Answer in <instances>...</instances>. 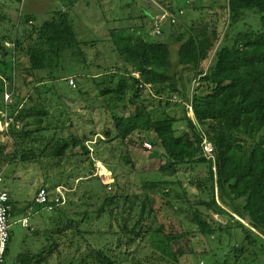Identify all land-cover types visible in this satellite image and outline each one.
Masks as SVG:
<instances>
[{"label": "trees", "instance_id": "obj_1", "mask_svg": "<svg viewBox=\"0 0 264 264\" xmlns=\"http://www.w3.org/2000/svg\"><path fill=\"white\" fill-rule=\"evenodd\" d=\"M13 1L20 3V0ZM73 5L74 2L68 6L70 8ZM60 10L59 8L47 12L45 20L39 24L34 15L20 14L23 18L21 26L20 21L13 26L0 16V42L6 41L12 45L14 57L12 64L5 60L1 64L5 69L15 72L21 66L18 55H24L28 61V67L24 68V72H28V76L34 78L36 83L32 90L37 89L38 85L48 83L50 86L46 85L47 89L49 91L54 89L59 99L63 98V95L59 93L61 88L57 83L62 79L54 77L55 68L52 67L61 63L67 52L75 55V51L80 47L71 19ZM169 10L172 11L171 8ZM175 15L178 18L179 12ZM249 17L257 19L256 28L247 22ZM169 22L168 32L173 36L176 26ZM22 27H24L22 32L17 33V29ZM10 30L13 32L12 35L6 34ZM123 34L121 30H114L112 42L123 65V70L117 72L128 76V79L118 80L114 88L105 83L100 92L107 109H110L116 137L125 150L138 148L146 151L144 143L151 142L153 151L149 152L147 159L160 163L157 168L160 176L154 181H145L144 185L151 187V193L135 197L126 208L124 205L120 207L121 196L105 197L101 207L96 211L95 219L99 220L106 215L109 218L120 216L122 221L117 224V237L122 235L126 238L127 244H131L135 237H138L140 242L149 238L147 246L151 249L152 255L147 261L154 260V264L175 261L176 255L167 236L155 229L153 223L145 226L143 223L158 193H163L164 197L173 194L175 198H181L179 201L186 202L188 210L192 211L190 222L196 227V233L202 237L213 236L217 230L212 225L211 218L208 215H201L189 202L187 189L181 187L182 182L179 179L168 180L167 176H164L175 171L176 166L205 165L209 184L195 183L200 193L206 192L209 195V201L203 204L213 208L218 214L236 216L241 222L247 220L249 216L248 224L260 238L264 239V0H225L219 6V14L215 20L200 25L193 19L189 20L187 27L184 26L173 41H169L168 38L147 40L145 37L144 40L133 44L126 41ZM164 34L163 31L161 35ZM0 50H4V47L1 46ZM3 54L7 53L3 51ZM52 59L55 60L54 64ZM5 69H0V74L8 77ZM184 72L187 76L183 75ZM1 77L0 112L13 107L11 103L3 101L6 92L12 101L16 99L23 101L25 98V94L20 93L21 90L17 93L15 89L7 91L6 81ZM188 77L192 78L194 90L197 91L192 96L190 111L187 107L185 116L180 119L167 114L161 120H154L143 105L142 93L153 92L157 98L166 97L169 100L182 89L181 92L186 97L190 87ZM64 81L65 88L71 89L67 81ZM144 85H149L150 88L147 89ZM26 94L28 102L32 103V95L27 92ZM189 101H186L187 105ZM30 110L22 116L15 113L17 107L14 106L13 112L7 113L13 123L6 134L15 142L17 153H20L23 162L36 159L34 148L26 150L23 146L27 140L32 143L43 140L40 136L32 135L34 132L44 130L45 127L41 126L42 118L48 114L42 106H33ZM30 116L34 120L25 122L21 129H16L24 118ZM180 123L183 124V129L176 127ZM149 133L153 134V139L148 137ZM111 135V131H104L106 138ZM204 140L213 147L211 157L205 155ZM72 146H80L85 153L89 152L88 147L73 134L65 138L58 137L45 151L50 158H63ZM174 187L178 190H174ZM40 188L52 193L47 186ZM37 192L31 203L45 211L50 205L52 211H56L57 214L49 228L46 226L47 229L36 230H49V235L55 233L60 238H66L69 246H72L69 239L75 235L79 237L82 235L77 223L69 214L61 213L58 209L63 204L49 203L46 206L36 203ZM8 194L10 196L9 191ZM126 200L127 198L123 197V201ZM242 200L245 203L243 206L239 203ZM12 202L10 197L12 208L10 218L13 213ZM162 202L164 206H169L170 201L162 199ZM31 203L21 210L23 215L26 210L31 214L37 212ZM126 210L127 216L124 215ZM116 218H113L114 221ZM47 221L48 219H44V222ZM239 221L236 223L237 228L247 236L246 227ZM49 235L47 242L52 241ZM188 235L193 237L195 232H188ZM12 238L13 235L9 231V241L2 264H46V258L49 259L57 251L54 245L48 256L42 254V251L36 254L24 250L15 256L14 261L8 263ZM262 245L264 247V244ZM260 253L264 254V249ZM82 256L80 264H116L114 258L102 250L87 248ZM164 258L169 262L164 263ZM130 264L142 263L132 255Z\"/></svg>", "mask_w": 264, "mask_h": 264}, {"label": "rangeland", "instance_id": "obj_2", "mask_svg": "<svg viewBox=\"0 0 264 264\" xmlns=\"http://www.w3.org/2000/svg\"><path fill=\"white\" fill-rule=\"evenodd\" d=\"M70 2V0H25L19 3L13 0H0V16L13 26L19 24V21L21 26L23 18L20 14L35 10L37 13L33 15L39 24L45 20L47 12L60 8V11L68 14L71 19L76 38L80 42L75 55L67 52L64 60L52 67L55 68L54 77L62 79L57 83L61 88L59 93L63 95L60 99L54 89L53 91L47 89V86H50L48 83L47 86L38 85L37 89L32 90L36 83L34 78L28 76V72H24V68L28 67L24 55L17 52L21 68L19 67L15 72L5 69L1 62L5 60L12 64L13 48L6 41L0 42V47H4V50H0V69H5L8 76L0 74L2 76L0 77L6 81L7 91L15 89L16 93L21 90L20 93L25 94L23 101L11 100L10 105L17 107L18 112L15 113L24 116L33 106H42L48 112L47 116L42 118L41 126L45 127L44 130L39 133L34 132L32 135L40 136L43 140L39 143L27 140L23 146L26 150L34 148L36 159L33 161H21L15 142L6 133L0 134L2 145L0 170H3L4 175L3 186L13 199V213L10 218V232L13 238L8 263L14 261L18 253L29 249L35 252L42 251V254L48 256L54 245L57 251L49 259L46 258V264H80L87 248L107 252L114 258L116 264H130L132 255H135L142 264H154V260L147 261L152 255L151 249L147 246L149 238L140 242V239L135 237L131 244H127L126 238L122 235L117 237L120 216H114L117 217L115 221L114 217L109 218L107 215L99 220L95 219L96 211L101 207L105 197L121 196L120 207L124 205L126 208L135 197L151 193V187L144 185L145 181H154L160 176V172L157 171L160 163L147 159L149 152L153 151L152 148L143 146L146 151L138 148L125 150L116 137L110 109H107L100 92L105 83L114 88L118 80L128 79V76L125 77L117 72L123 70V65L116 54L112 32L121 30L124 33L123 38L133 44L144 40L145 37L147 40L168 38L169 41H173L184 26L187 27L189 20L193 19L199 25L215 20L219 14V6L225 0H76V3L69 8ZM170 8L172 11L169 10ZM174 12H179V15L175 23L171 24L166 15L175 14ZM163 17L165 18L162 19ZM159 21H161V34L164 31V36L155 34V26ZM168 22L176 26L174 31L176 36L169 35ZM247 22L253 28L258 26V21L254 17H249ZM23 29L24 27L17 29V33H21ZM12 33V30L6 32L8 35ZM3 51L7 54L4 55ZM132 75L136 76V74ZM183 75L187 76V73L184 72ZM69 79L75 83L74 90H71L72 87L65 88L64 80L68 83ZM187 82L190 83V87L186 97L183 96L182 89L179 93L173 94L174 96L172 95L169 100L166 97L157 98L153 92L142 93L143 105L154 120H161L167 114L180 119L185 116L187 107L190 111L192 96L197 91L194 90L195 84L192 83L191 77L187 78ZM26 92L32 95V103L28 102ZM186 101H189L188 105ZM13 107L7 109L8 113L13 112ZM32 120L34 118L31 116L24 118L16 129H21L23 123ZM176 127L183 129V124H177ZM106 130L112 132L111 137L104 136ZM71 134L77 136L81 143L88 147L89 152L85 153L80 146H72L63 158L48 157L45 151L47 147L58 137L65 138ZM148 137L153 139V134L149 133ZM147 143L151 145V142ZM175 168V171L164 176H167L168 180L179 179L182 182L181 187L187 189L189 202L201 215H208L211 218V223L217 232L209 237L200 236L195 231L196 227L190 222L192 211L188 210L186 202L179 201L181 198L177 199L173 194L164 197L163 193H158L143 224L145 226L153 223L155 229L167 236L170 247L176 255L175 261L170 263L264 264V254L260 253L264 249L262 245L264 239L260 238L248 224L249 216L247 220L241 222L236 216L218 214L213 208L203 204L209 201V195L206 192L200 193L195 183L209 184L206 166L183 165ZM42 186L49 187L52 194L56 193L57 189L63 194V205L58 209L61 213L69 214L82 233L81 237L75 235L74 238L69 239L72 246H69L66 238H60L55 233L49 235V230L35 232V236H32L35 239L32 246H22L21 239L28 232V228L21 226L20 220L24 216L21 210L32 202L35 193ZM174 190L178 188L174 187ZM123 197L127 200L123 201ZM162 199L170 201L169 206H164ZM239 203H242V206L245 204L244 200ZM31 206H34L33 203ZM34 208L37 212L29 217L30 224H33L36 215L39 217L49 215L42 229L49 228L50 223L55 219L56 211L47 212L38 209L37 206ZM126 213L127 210L124 215ZM238 221L246 227L247 236L237 228ZM188 232H195V235L191 237ZM48 235L51 236L53 243L47 242ZM163 260L164 263L169 262L168 259Z\"/></svg>", "mask_w": 264, "mask_h": 264}, {"label": "built area", "instance_id": "obj_3", "mask_svg": "<svg viewBox=\"0 0 264 264\" xmlns=\"http://www.w3.org/2000/svg\"><path fill=\"white\" fill-rule=\"evenodd\" d=\"M25 0H20L21 3H23ZM167 13V12H166ZM181 14V12H180ZM168 20H170V23H175V20H177V15L169 13L166 15ZM163 17L162 19H164ZM155 34L157 36L161 35V21H159L155 26ZM138 75L136 74V77ZM69 86L72 88H75V83L72 79L68 80ZM147 89L150 88L149 85H144ZM4 102L10 103V95L5 94L4 96ZM8 111L4 109L2 112H0V134L6 133L9 126L13 123V120L11 117L8 116ZM144 147L151 148V145L149 143H144ZM203 149L205 152V155L211 157L213 156V147L210 143L203 141ZM4 182V175L3 170H0V264L4 261L5 252L7 249L8 241H9V231H10V214H11V205H10V196L8 194L7 189L3 186ZM56 193L52 194L48 192L45 188H40L37 192L35 202L41 205H49V203H54L55 205L63 204L64 196L59 190H55ZM52 206H47L48 211H52ZM28 225V219L22 220V226L27 227Z\"/></svg>", "mask_w": 264, "mask_h": 264}, {"label": "crops", "instance_id": "obj_4", "mask_svg": "<svg viewBox=\"0 0 264 264\" xmlns=\"http://www.w3.org/2000/svg\"><path fill=\"white\" fill-rule=\"evenodd\" d=\"M71 2H70V4L72 3V2H74V4L76 3V0H70ZM64 4H66V1L64 2ZM142 10H144V9H142ZM145 11V10H144ZM34 13H37V12H35V10L34 11H30V12H28L27 14H29V15H33ZM160 13H161V10H160ZM10 197H11V195H10ZM11 200L13 201V199H12V197H11ZM25 207V206H24ZM24 207L22 208V210L24 209ZM47 212H48V210H47ZM33 214H31V213H28V211L26 210L25 212H24V216H22V218H21V226H22V220H24V219H28V225H27V227H24V226H22V227H24V228H28V232L27 233H25L24 235H23V237H22V239H21V244H22V246H27L28 247V245H29V247L30 246H32V244L35 242V239H34V237H32V236H35L34 234H35V232H37L38 230H36V228L38 229V228H40V229H42V225H44V219H46L47 218V216L46 217H39V215H36V217H35V219H34V222H33V224L31 223L30 224V219H29V217L30 216H32ZM49 216V215H48ZM45 228V227H44ZM37 240H39V239H37ZM23 242V243H22ZM39 242V241H38ZM29 251H31L32 253H38V252H40V251H38V252H35V251H32V250H30L29 249Z\"/></svg>", "mask_w": 264, "mask_h": 264}]
</instances>
